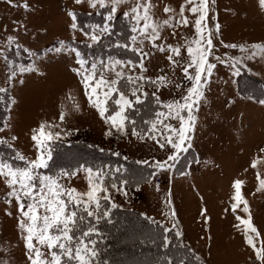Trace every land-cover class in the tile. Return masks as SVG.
Listing matches in <instances>:
<instances>
[{
    "label": "rangeland",
    "instance_id": "rangeland-1",
    "mask_svg": "<svg viewBox=\"0 0 264 264\" xmlns=\"http://www.w3.org/2000/svg\"><path fill=\"white\" fill-rule=\"evenodd\" d=\"M12 2L19 6L12 7L7 0H0V87L7 90L0 93V114L1 109L6 111L0 127L8 124V128L0 132V138L7 139L12 148L26 158H34L35 149L31 140L33 130L38 129L41 123H58L63 105L64 110L69 112L66 126L79 131L69 138V144L56 145L50 169L41 171L52 174L60 169H76L82 165L84 157L77 149L82 152L90 145L109 153L119 152L123 159L154 170V161L165 160L168 153L161 151L154 141H141L131 135L105 138L107 126L95 110L88 106L79 78L70 70L76 66L74 54H57L54 51L61 41L69 45L73 43V32L66 15L71 0ZM151 2L156 5L153 12L154 18L158 20L167 18L163 13L165 5L178 11L184 4V0ZM24 4H27V10ZM126 7L121 6L117 18H122L121 13ZM209 8L208 27L214 28L216 22L220 26V35L214 37L217 55H240L239 47L226 49L221 45V40L226 44L244 45L249 49L253 44H264V6L260 5L259 0H209ZM75 10L81 26L103 22L102 15L88 14L92 10L86 3L75 6ZM185 15L189 17V27H177L175 38L170 35L171 29H165L163 36L167 43L183 45L185 38L194 37V29L191 27L194 17L187 12ZM8 37L13 41L10 47L7 45ZM73 46L88 58L107 55L97 47L87 48L85 37L79 33L76 34ZM26 48L30 53L24 51ZM144 51L155 53L145 61L148 68L145 75L155 78L164 74L170 81L166 88L157 93L161 100L167 102L179 98L180 91L175 90V84H187L181 70L177 68L173 72L165 55L155 52L148 42H145ZM182 52L186 56L183 48ZM33 63L37 71L18 74L11 85L6 83L9 65L28 66ZM161 68L165 69L164 73L160 72ZM249 89L255 93L254 97L248 96ZM145 91L151 94L153 89L148 87ZM263 96L264 59L257 57L245 61L238 76L233 75L228 67L218 64L211 83L205 89V98L200 103L199 111L195 112V125L189 132L192 147L187 160L182 159L176 165L177 170L158 171L151 184H139V191L135 190L136 184L132 189L128 188V184L125 185L127 197L112 190L114 202L120 205L118 209L139 212L171 227L172 219L163 215L169 211L164 200L170 190L171 207L178 220L177 229H185L192 235L186 239L190 240V248L200 257L201 264H253L255 254L244 242L241 231L234 227L238 221L230 212L225 213L224 209L231 203L232 182L236 179L244 181L243 195L248 202L252 222L262 234L260 239L264 240V192L257 191L256 169L250 166L254 159L264 157V153L260 152L264 148V104L258 101ZM76 106H79V111L73 110ZM169 122L178 127V122L166 121ZM12 136L17 139L12 141ZM63 148L65 151L71 150L64 152ZM13 154L11 148L0 145V155L8 158ZM197 159L199 163L195 162ZM145 160L149 163H137ZM187 161H193L190 169ZM257 167L264 172V164H258ZM121 170L124 174V168ZM181 171L187 174L181 175ZM61 182L78 192L88 190L87 174L83 171ZM157 183L161 185L159 191L155 188ZM6 192L5 185L0 183V264L5 261L7 264H28L24 240L17 224L16 205L15 202L11 206L4 203ZM205 208L206 215L210 217L208 224L204 223L200 215ZM6 211L12 212V215H5ZM237 211L247 218L239 209ZM184 239L183 243L188 246ZM43 250L47 253V249ZM199 250L203 253L206 251L205 259Z\"/></svg>",
    "mask_w": 264,
    "mask_h": 264
},
{
    "label": "snow or ice",
    "instance_id": "snow-or-ice-1",
    "mask_svg": "<svg viewBox=\"0 0 264 264\" xmlns=\"http://www.w3.org/2000/svg\"><path fill=\"white\" fill-rule=\"evenodd\" d=\"M7 2L12 7L19 6L12 0ZM85 3L92 10L89 15H102V24L80 25L75 6ZM259 3L264 6V0H259ZM122 5L127 6L121 13L123 21L127 23V35L124 31H117L115 27L117 13ZM23 7L27 10L28 6L24 4ZM155 7L151 0H71L66 15L70 20L73 43L69 45L61 41L60 46L54 49L57 54H74L76 66L70 70L79 78L88 106L95 110L107 126L105 138L131 135L141 141H154L161 151L168 153L165 160L154 161V170L144 178V182L149 184L158 171L177 170L176 165L182 159L187 160L189 149L192 147L189 132L195 125V112L199 111L200 103L205 98V89L211 83L217 65L228 67L233 75L238 76L245 61L257 57L264 59V44H253L249 49L244 45L226 44L221 40V45L226 49L239 47L240 55L237 57L227 53L222 56L216 54L214 37L220 35V26L216 22L214 28L208 27L209 0H184L178 11L165 5L163 13L167 18L163 20L154 18ZM186 12L194 17L191 25L194 37L185 38L183 45L167 43L163 36L165 29H171L170 35L175 38L177 27H189ZM77 33L85 37L87 48H103L107 55L86 57L73 46ZM145 42H148L155 52L165 55L173 72L177 68L181 70L182 78L187 84H175V90L180 91L179 98L165 102L157 94L170 83L167 75L161 74L155 78L145 75L148 72L145 61L155 54L144 51ZM12 43V38L8 37L7 45L10 47ZM182 48L186 51V56ZM113 49L131 53L137 59L121 58L113 54ZM24 51L30 53L27 48ZM9 68L6 79L9 85L18 74L37 71L34 63L28 66L9 65ZM164 71V68L160 69L161 73ZM148 87L153 89L151 94L145 91ZM6 91L0 87V93ZM149 95L155 107L149 118H143L141 109L145 107ZM259 103L264 104V99ZM73 110L79 111V106ZM68 115L69 112L65 111L62 105L58 123H41L38 129L33 130L31 140L35 155L32 159L12 148L7 139L0 138V145L8 146L14 153L8 158L0 155V183L7 189L4 203L11 206L15 202L17 224L24 240L28 264H111L106 254L107 235L102 222L111 225L113 210L120 207L112 198V190L128 196L125 185L129 182L121 168L112 169L109 166L105 169L80 165L74 170L60 169L52 174L41 171L50 169L56 145L69 144V138L79 131L66 126ZM166 121H176L178 127ZM7 128L8 124L5 123L0 127V132ZM16 139V136L11 137L12 141ZM100 151L103 152L104 149ZM260 152L264 153V148H261ZM111 154L120 156L119 152ZM14 161L22 164L13 163ZM195 162L199 163V160ZM137 163L149 162L145 160ZM192 163L193 161H187L189 169ZM258 164H264V157L254 159L250 165L256 169L257 191L264 192V172L258 169ZM81 171L87 174L86 192H78L61 182L75 177ZM180 174L187 173L181 171ZM231 187V203L224 212H230L238 221L234 227L241 231L244 242L255 254L253 264H264V240L260 239L262 234L252 222L249 205L243 195L244 181L236 179ZM155 188L160 190L158 183ZM135 190H140L139 185H136ZM170 197L169 190L164 200L169 211L163 215L172 219L171 227L145 216L146 220L158 224L162 230L159 244V247L165 250L162 264H174L173 258L166 254L170 246L191 253V256L181 258L178 264H189L190 260L194 264H201L200 257L190 246L183 243V233L177 229L178 220L175 219L176 212L171 207ZM238 209L246 214L247 218L242 217ZM206 212V208L202 209L200 215L204 218V223L208 224L210 217ZM5 215L11 216L12 212L6 211ZM173 232L174 239L169 236V233ZM152 243L155 244L156 240L153 239ZM43 249H47V253ZM4 264H7V261Z\"/></svg>",
    "mask_w": 264,
    "mask_h": 264
},
{
    "label": "trees",
    "instance_id": "trees-1",
    "mask_svg": "<svg viewBox=\"0 0 264 264\" xmlns=\"http://www.w3.org/2000/svg\"><path fill=\"white\" fill-rule=\"evenodd\" d=\"M115 27L117 31H124L126 35L128 34L127 23L123 21V18L120 17L116 19ZM99 49L104 51L103 48ZM98 53L102 54L99 50ZM113 53H116V55L121 58H136L131 53H125L122 50L115 49ZM243 89L246 88L243 87ZM250 90L251 89H249V91L247 90L248 93H250L248 96L254 97L255 93ZM262 99H264V96L260 97L258 101ZM154 107L155 105L152 102V98L149 97L145 102V107L141 109L143 118H149ZM5 116L6 111H2L1 109L0 125L3 124ZM137 119L139 120L140 117H137ZM85 148L87 150L82 152L77 149V151L84 155L82 165L92 166L93 168L103 167L105 169L109 166L112 169L117 167L124 168L125 173L123 175H127L125 177L129 182L128 188L130 189L134 188L135 184L139 185L145 183L144 178L148 177L153 171L150 170L149 167L137 165L132 161H127L120 156H114L109 152H102L94 147ZM63 149L64 152L71 150L66 149L65 151V148ZM53 168L54 167H52V169ZM70 169H72V167ZM130 182H132V184ZM112 219L113 223L111 225L102 222L103 230L107 235L106 254L111 264H162L165 257V250L159 247L161 242L160 233L162 230L159 229L158 224L150 223L149 220H146L145 216L139 212L122 209H114ZM169 236L174 239V232L169 233ZM153 239L156 240L155 244L152 243ZM166 254L173 258L174 264H178L179 260L186 255L191 256V253H188L186 250L173 248L171 246ZM189 264H194V262L190 260Z\"/></svg>",
    "mask_w": 264,
    "mask_h": 264
},
{
    "label": "crops",
    "instance_id": "crops-1",
    "mask_svg": "<svg viewBox=\"0 0 264 264\" xmlns=\"http://www.w3.org/2000/svg\"><path fill=\"white\" fill-rule=\"evenodd\" d=\"M161 186V185H160ZM185 228V227H184ZM180 231H182V233H183V237L186 239H188L189 237H192V235L189 233V232H186V230L185 229H179ZM184 232H185V234H184ZM197 232H199V233H201L202 231H197ZM200 237L202 238V234H200ZM184 239V240H185ZM187 239H186V243L187 244H189L188 246H191L190 245V240H188L187 241ZM199 252H200V255L205 259L206 257L205 256H207V254H206V251H205V253H203V251L202 250H199ZM198 252V253H199ZM206 261L208 262V260L206 259Z\"/></svg>",
    "mask_w": 264,
    "mask_h": 264
}]
</instances>
